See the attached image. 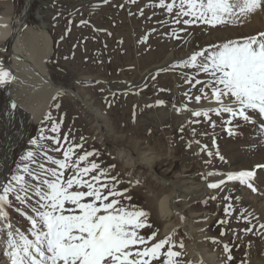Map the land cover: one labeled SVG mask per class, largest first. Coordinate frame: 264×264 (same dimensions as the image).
Returning a JSON list of instances; mask_svg holds the SVG:
<instances>
[{
  "label": "rangeland",
  "instance_id": "374dc122",
  "mask_svg": "<svg viewBox=\"0 0 264 264\" xmlns=\"http://www.w3.org/2000/svg\"><path fill=\"white\" fill-rule=\"evenodd\" d=\"M8 2L14 5L15 15L19 16L27 0L3 1ZM172 2L165 0V4ZM3 3L0 2V13L6 10ZM179 3L180 0H175L176 7L168 12L159 0H34L28 25L35 29L41 26L36 20L40 11L53 39V56L47 61L52 80L79 96L58 94L42 122L26 129L21 149L10 162L7 181L16 173L17 164L23 166L21 156L27 151L38 153L36 163L28 162L30 168L36 169L39 164L57 168L44 153L63 159L67 147L81 144L82 148L75 149L76 155L95 151L98 155L89 157V162L99 163L110 177L117 178L111 181L102 177L101 182L109 186L115 183L120 191L128 189L126 195L132 199L122 202L149 214L147 223L151 227L142 229L141 233L147 236L155 232L156 241L171 237L176 245L174 250L182 253L179 259L183 264H208L196 257L198 253L202 257L214 255L219 264H261L264 240L241 215L236 192L250 188L239 181L227 182L218 189L209 188L202 196H187L182 191L174 202L181 213L174 220V226L164 231L158 206L169 189L160 180L176 183L184 190L188 185L206 186L226 178L218 163L220 156L227 158L224 149L225 141L229 142L228 129L242 138V143L252 130L261 129L255 122L251 123V131L247 130L242 119L232 118L228 113L209 112L208 117L192 115L193 111L207 110L204 104L208 100L202 98L200 103L195 102L194 96L200 95L199 89L203 87L195 81H210L211 77L197 68L184 67L183 62L194 52L215 50L214 46H203L217 26L199 22L184 24L183 20L190 17L179 14ZM3 49L9 51V44ZM5 57L0 54L3 67L7 64ZM130 85L134 87L126 89ZM205 92L210 95L211 89L205 88ZM1 94L0 89V109ZM161 100L164 103L158 104ZM54 124L59 125L58 131H52ZM41 135L45 139L40 140ZM53 137L59 140V145ZM33 138L39 145L30 143ZM57 147L61 149L59 152L53 150ZM120 149L138 160L146 155L153 158L151 169L146 165H129L120 157ZM112 165L115 167L110 168ZM72 174L71 169L66 170L65 178ZM93 175L97 172L85 179ZM261 175L253 183L255 188L264 190V173ZM29 195L35 205L37 197ZM13 204L14 207L6 209L8 220H0L2 264H10L6 243L8 223L31 238L30 222L22 214L24 211L31 214L30 209L14 200ZM229 205L230 214H226L225 208ZM247 228H252V232H245ZM225 244L231 249L233 260L230 262L224 251ZM192 248L198 253L191 252ZM207 260L211 262L210 257Z\"/></svg>",
  "mask_w": 264,
  "mask_h": 264
},
{
  "label": "snow or ice",
  "instance_id": "6c2138e0",
  "mask_svg": "<svg viewBox=\"0 0 264 264\" xmlns=\"http://www.w3.org/2000/svg\"><path fill=\"white\" fill-rule=\"evenodd\" d=\"M159 4L168 12L176 7L175 0L170 4L159 0ZM258 11H264V0H180L179 3V14L190 17L183 21L184 24L199 22L212 27L242 22L243 18ZM214 48L211 52L207 49L194 52L183 62L184 67L197 68L211 77L210 81H195L203 84L200 95L194 96L195 102L200 103L205 98L217 105L204 111H193L192 115L208 117L209 112L228 113L245 123L264 118V32L242 40L230 39ZM11 79H14L11 72L0 64V85ZM205 88L211 89L210 95ZM163 103L158 101V104ZM11 107L15 109L17 105L13 103ZM58 128L59 125L54 124L52 131H58ZM228 131L230 135L236 134L231 128ZM43 139L45 137L41 135L40 140ZM51 139L59 145L58 139ZM64 139L67 140V136ZM30 143L39 145L36 138ZM82 147L81 144L67 147L63 159H54L45 152V157L57 168H46L44 164H39L36 169L30 168L28 162L36 163L38 153L29 150L21 156L23 166L17 164V171L11 179L0 184V220H8L6 209L15 206L13 200L31 212H22L30 222L31 238L11 223L7 224L10 264H183L179 259L182 253L174 250L176 245L171 237L156 241L155 232L147 236L141 233L142 229L151 227L147 223L149 214L122 202L132 199L126 195L128 189L120 191L115 183L111 186L102 183V177L111 181L117 178L110 177L107 169H101L99 163L89 162V157L98 155L95 151L76 155L75 149ZM53 150L59 152L61 149ZM219 158L224 160L223 156ZM255 167L264 168V165ZM68 169L73 174L65 178ZM93 172L97 175L85 179ZM255 177V170L228 172L226 178L210 183L208 187L218 189L229 181H239L256 191ZM30 193L37 197L35 205L31 203ZM230 208L231 205L225 208L226 214H230ZM260 227L264 228V224ZM244 231L252 232V228ZM221 235L225 232L222 231ZM180 247H183L182 243ZM224 251L228 253V261H232L229 245H224Z\"/></svg>",
  "mask_w": 264,
  "mask_h": 264
},
{
  "label": "bare ground",
  "instance_id": "6f19581e",
  "mask_svg": "<svg viewBox=\"0 0 264 264\" xmlns=\"http://www.w3.org/2000/svg\"><path fill=\"white\" fill-rule=\"evenodd\" d=\"M3 1L0 0L2 3ZM33 2L34 0H27L26 7L19 16L15 15L16 8L10 2L3 3L6 10L0 13V54L7 57V64L4 68L9 70L14 77L9 83L0 85L3 102L0 109V184L7 181L10 162L21 149L20 143L26 129L42 122L51 102L58 94L66 93L79 96L65 86L56 85L52 80L47 61L53 56V39L39 10L36 20L41 23V26L35 29L28 25ZM212 32L214 34L212 33L213 35L206 41L204 48H212V46L222 44V42H227L230 39L239 40L264 32V11H258L243 18L242 22L239 23L217 25ZM7 44L10 47L9 51L3 49L4 45ZM13 103L17 105L15 109L11 107ZM204 105L205 109L217 106L211 99H208ZM262 120L264 118L255 119V122L261 127L260 130L255 131H251V123H244V128L251 131L246 142L244 141L245 143H242V138L239 139L236 134L228 136L229 142L225 141L227 145L224 144L227 158L218 163L221 170L226 174L228 172L255 170L257 177L262 176L264 168L257 169L255 167L258 164L264 165V124H262ZM258 148L260 149L256 151ZM119 155L129 165H146L151 169L153 158H148L147 155L138 160L131 153L121 149ZM232 182L229 181V183ZM160 183L169 189V192L160 199L158 206L159 214L164 223V231L167 232L174 226V220L181 213L175 207L174 202L182 191L187 196H202L209 190V187L195 183L192 186H186L184 190H180L176 183L168 182L163 178ZM262 184L264 185V181ZM262 184L260 182L261 186ZM231 188L234 187L231 186ZM236 200L239 203L241 215L255 229L258 237L264 240V228L260 227L261 224H264V190L261 187H257L256 191L251 189L239 190L236 192ZM191 252L198 253L196 248H192ZM196 257L207 261L208 264H219L214 255L202 257L198 253ZM209 257L211 262L207 260ZM260 263L264 264V258L260 260Z\"/></svg>",
  "mask_w": 264,
  "mask_h": 264
},
{
  "label": "water",
  "instance_id": "95a60500",
  "mask_svg": "<svg viewBox=\"0 0 264 264\" xmlns=\"http://www.w3.org/2000/svg\"><path fill=\"white\" fill-rule=\"evenodd\" d=\"M132 87H134V85H130V86L126 87V89H129V88H132Z\"/></svg>",
  "mask_w": 264,
  "mask_h": 264
}]
</instances>
